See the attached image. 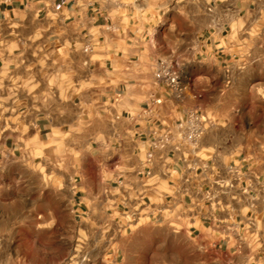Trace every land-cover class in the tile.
I'll return each instance as SVG.
<instances>
[{
    "label": "crops",
    "instance_id": "1",
    "mask_svg": "<svg viewBox=\"0 0 264 264\" xmlns=\"http://www.w3.org/2000/svg\"><path fill=\"white\" fill-rule=\"evenodd\" d=\"M209 8L184 55L183 32L131 0H0V248L15 250L0 264H37L18 218L39 232L57 201L94 250L70 264H264V0ZM160 59L181 66V100ZM195 108L208 129L185 159L153 150Z\"/></svg>",
    "mask_w": 264,
    "mask_h": 264
},
{
    "label": "rangeland",
    "instance_id": "2",
    "mask_svg": "<svg viewBox=\"0 0 264 264\" xmlns=\"http://www.w3.org/2000/svg\"><path fill=\"white\" fill-rule=\"evenodd\" d=\"M135 6L144 8L150 14L155 16L156 23L159 24V32H174V28L180 29L185 38L182 45V53L186 55L194 47L192 38V19H196L199 24L205 25L207 18L211 15L208 11L209 4H220L226 0H131ZM195 21V22H196ZM189 39H186V37ZM191 36V38H190ZM7 92L12 95L15 93V83L12 80ZM27 148L21 160H30L32 155L30 153V146L26 143ZM42 153H39V155ZM39 156L38 159H41ZM44 157V155H43ZM29 182L25 179L18 180V189L26 187ZM5 184L0 183V193ZM1 204L4 202H0ZM67 204L65 201H57L55 215L48 218H38L39 227L41 231L32 232L30 228H35V218L23 216L18 218L22 225V232L19 234L23 244V258L28 263L37 264H70L69 260L73 257H82L88 253L94 252L92 249H85L79 245L78 233H67L64 228L72 224L71 218L67 216ZM23 209L30 207V202L21 203ZM5 218L0 217V220ZM45 224V225H43ZM45 226V227H43ZM46 228V229H41ZM48 228V229H47ZM42 230H45L44 232ZM94 237V234H88V239ZM4 240L0 233V241ZM15 250L8 248H0V254L4 257H10ZM63 264V263H62Z\"/></svg>",
    "mask_w": 264,
    "mask_h": 264
},
{
    "label": "built area",
    "instance_id": "3",
    "mask_svg": "<svg viewBox=\"0 0 264 264\" xmlns=\"http://www.w3.org/2000/svg\"><path fill=\"white\" fill-rule=\"evenodd\" d=\"M211 11V8H209ZM90 46L85 48V52H91ZM155 79L157 82L165 84L173 97L181 100L185 86L182 84V68L178 63L172 60L160 59L156 62ZM227 83L229 78H227ZM150 105L162 104L161 98H155L152 96ZM150 110L149 108H147ZM207 117L200 110L195 108L189 111L185 120H180L172 126L165 128L163 131H154V140L152 142V148H163L168 141L173 142L174 151L181 154L185 159L184 151L187 147L194 146L205 134L208 129ZM149 158L153 157V152L148 154Z\"/></svg>",
    "mask_w": 264,
    "mask_h": 264
}]
</instances>
